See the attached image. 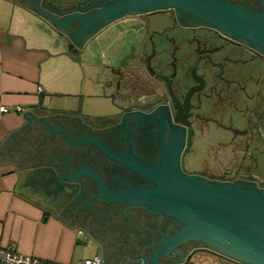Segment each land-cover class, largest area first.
Listing matches in <instances>:
<instances>
[{"label":"flooded vegetation","instance_id":"obj_1","mask_svg":"<svg viewBox=\"0 0 264 264\" xmlns=\"http://www.w3.org/2000/svg\"><path fill=\"white\" fill-rule=\"evenodd\" d=\"M228 1L264 11L261 0ZM185 15L192 20L199 19L193 11L188 9H185ZM110 25H115L121 35L111 47L110 45L103 47L98 43L106 57L104 62L98 57L96 63L105 69V71L103 70L104 74H99L98 79H101L105 86H110L111 91L108 95L117 110L115 113L91 118L87 123L90 126H84L78 130V133L87 134L88 129H91L90 135L98 137L102 132L101 139L106 145L111 144V149H113V142H109L110 138L106 134L104 135L106 130L104 127L109 128L110 126L111 128L113 124L116 127L115 123L122 122L125 112L139 109L144 113H149L160 104H168L172 122L185 126L184 144L179 152V166L183 172L187 175L205 176L207 177L206 181L217 179L231 183L238 178L255 181L257 188H264V51L216 25L205 22H182L177 6L124 14L95 30L92 38L96 40L97 33ZM220 25L226 28L225 25ZM228 29L235 33L239 32L234 28L228 27ZM239 35L246 36L242 32ZM65 119L64 126L68 128L71 136L75 139L76 124L72 119ZM130 119L134 121L131 127L133 130L136 129L135 132H139L141 139L140 142L137 138L135 141H131V144H134L132 149L136 153V147L144 150L139 147V144L144 143L149 135H155L156 132L148 133L142 139V126L148 131L146 123L139 125L134 114L126 118V122ZM69 120L71 122H68ZM154 125L152 124L150 130L157 129ZM95 129H97L96 132ZM119 130L122 135L126 134V130H122L121 126ZM59 133L54 138L50 137V141L46 140L52 151L55 149L62 156L64 153H69L71 160L62 163V166L73 162L72 169L75 171L77 166L79 168L80 164H85L82 156H79L80 152L84 151L88 154V160L91 155L96 159L91 168L101 174L107 186L116 188L119 184L124 188L127 185L126 181L121 183L122 179H115L116 182L111 181L104 166L106 162H109L110 167H112V163L115 167L120 165L115 169L116 177L120 178L119 168L125 167V163L106 154L95 143L84 142L82 149V143L70 144L64 137L65 134ZM155 138L156 136H152V141L155 142ZM55 143L56 145H54ZM58 146L60 149H57ZM118 146L119 152L127 150V145L118 144ZM88 147L91 153L87 151ZM94 147L95 151H93ZM77 150L79 157L75 156ZM98 150H100V156L99 154L95 156L94 153ZM149 154L151 151H148L146 160L150 158ZM193 157H198L196 165L190 163ZM67 158L68 155L60 160L57 157V160L54 161L61 164ZM98 161H101V164L96 166ZM150 162L155 163L156 166L161 164V160H157L156 155ZM52 165L56 168L54 163ZM69 168L70 166H67L62 172L67 173ZM129 171H131L130 175H133L137 170L129 167L125 173V179H127ZM137 176L136 173L133 187L137 185ZM139 176L143 177L140 185L149 184L145 180L150 177L143 176L141 172ZM87 177H89L87 174L80 177L83 179L82 185L86 184V190L83 193L85 196L79 197L78 201L86 197L89 199V189H93L94 185L99 193L97 182L88 181ZM63 179L66 180L65 182L71 183L75 190L72 195H69L72 193L70 190H62L64 196L60 199L55 198L48 205L49 209L56 211L59 216L78 227L82 235L90 234L101 246L104 253L100 255L103 259L105 256L109 257V253H111L110 256L113 260H108L107 264H116L117 257L121 258L119 260L121 264L129 262V258H125L124 261V258L121 257V250H128L124 253L130 256H139L140 253L145 257V263L149 264L151 258L148 257H151L156 249L155 241H152V247L148 246V242L143 245V242L147 241V238L154 239L155 236L160 235V232H150V236L146 238V234L149 235L148 229L154 226L152 223L155 222L157 216L162 217L159 219L161 224H166L165 231L168 236H170V231L178 232L180 227L186 225L184 220L178 221L176 216L171 217L168 223L164 222L163 220L167 219L169 213L164 212L163 209L157 212L153 211V213L146 209L145 213H148L146 216L141 212V206L138 205L126 209V213L138 216L134 222L136 229L131 228L133 233L126 236L127 227H131L133 217L128 216L127 219H124L125 213H120L119 216L116 206L114 208L113 206L116 204L118 209H122L123 206L145 203V201L122 200L121 204L120 200H108L106 203L105 199L93 197L90 203H86V206H92L89 209L93 212L90 213L87 207H83L85 201H72L81 191V180H78V177L76 180L73 178ZM128 182L130 187L131 178L128 179ZM226 184L229 183H220L219 186L218 184L213 185V182L209 183L212 187H222ZM241 184V182H235V187L250 188V186ZM70 201L75 204V207L72 206L71 210H63ZM101 204L105 205V208L101 207ZM78 206L83 209H78ZM104 210H109V215H106L103 228L99 213ZM174 218L175 221H172ZM145 222H150V225ZM120 223H126L127 226L125 224L122 226ZM144 223L145 227L140 230V226ZM176 224L179 227H175ZM123 227L124 232H121ZM113 237L118 238L113 242ZM120 239L124 241L122 246ZM125 239L131 242L126 243ZM160 239L165 241V235L161 234ZM195 240L200 243L205 242L203 237L195 239L191 236L180 241L168 251V253H173L175 249H179L184 252L189 248L183 257L174 264H246L240 258L216 248L219 245L214 242L209 243L216 247L209 244L190 246L195 243ZM109 241L111 243L108 244ZM139 241L140 244H138ZM136 247L140 249L139 252L134 249ZM143 248H149L151 251L143 250ZM178 257L179 252H176L172 257L166 252H162L156 264H172ZM130 259L133 262L129 264H137L136 261H142L141 257H137V259L130 257ZM250 264L254 263L250 261Z\"/></svg>","mask_w":264,"mask_h":264},{"label":"water","instance_id":"obj_2","mask_svg":"<svg viewBox=\"0 0 264 264\" xmlns=\"http://www.w3.org/2000/svg\"><path fill=\"white\" fill-rule=\"evenodd\" d=\"M261 2L264 6V0H261ZM32 3L35 10H37L42 16L51 22L61 33L66 35L71 40L70 45H76V47L85 46V42L92 36L95 30H98L100 27L108 24L109 22L124 14L147 11L157 8H166L169 6H177L178 15L182 22H205L216 25L221 29L238 36L242 40L250 42L264 51V11L251 9L242 4L234 3L228 0H86L83 1L82 5H75L72 7H66L65 5V7L63 6L62 9L52 7V5H46L39 0H32ZM185 9L193 11L196 17H199V19L192 20L191 18H188L185 15ZM220 24L225 25L226 28H223ZM228 27L239 30V32L235 33L230 31ZM240 32L246 34V36L239 35ZM97 48L99 52V58H101L104 62V58L106 56L99 47ZM26 112L33 114V116L36 118L35 122L37 120L44 121L45 129H49V132H52L53 136L55 135V131H61L65 134L64 137L68 139V143H82V149L84 142L90 141L91 144L95 143L97 146H100L101 149L106 152V154H109L113 158L125 163V167H122V169L119 168L120 178L116 177L115 172V169L120 165L115 167L112 163V167H110L109 162L104 163L107 176L111 181L116 182L115 179H122L121 183L124 181L127 182V185L124 188L120 187L119 184L116 186V188H111L107 186L101 174L91 168L93 163L96 161L92 155L90 160H88V154L84 151H81L79 156H82L85 164H80V167L78 168L77 166L75 171H73V162L62 166V163L71 160L69 153H64L62 156L61 153L58 154V151L55 149L53 150L52 156L62 158L68 155V158L65 161H62L61 164L51 161L52 156H49L46 153L49 156V160L48 162L44 161V163L55 164L57 170L60 172L57 176L59 179L73 178L76 180L78 177V180H81V191L77 193L72 201H85L83 207H87V210H90L89 208L92 206H86V203H90L93 197L105 199L106 203L108 200H120V203L122 200L145 201V203H138L135 205H122V209H118L116 204L113 206V208L116 206V211L119 212V216L120 213H125L126 216H124V219H127L128 216L133 217L131 227H127L128 231L126 236L129 235V233H133L131 228H134V222H136V218L138 217L137 215L126 213V209L128 207L140 205L141 212L143 213H145L146 209L152 213L153 211L157 212L158 210L163 209L164 212L169 213L167 219L163 220L164 222L168 223L170 218L174 216L178 218V221L184 220L186 222V225L180 227L178 232L170 231V236H168L166 235L165 231L166 224H161L159 221V219L162 217H156L155 222L152 223L154 226L148 229L149 235L146 234V238L147 236H150V232L154 233L156 231L160 232V235L164 234L166 240L162 241V239H160V235L155 236L154 239L147 238V241L142 239V241H144L143 245L146 244L145 242H148V246L150 247H152V241H155L156 249H154L152 256L148 257L151 258L149 264H156L158 257L162 252H166V254L171 257L176 252H179V257L172 263L174 264L177 260L183 257L184 253L189 248L185 249L184 252H181L179 249H175L173 253H168V251L180 241L191 236L195 237V239L196 237H203L205 242L200 243L199 241L195 240V243L190 244V246L193 244L211 245L209 242H214L218 244L219 247L213 245L211 246L240 258L246 264H250V261L254 264H264V188H257L255 181L239 178L235 179L234 182L231 183L230 181H220L217 179H208V181H206L207 177L205 176L198 174L187 175L185 172H183L179 166V152L184 144L185 126L172 122L168 104H160L149 113H144L139 109L125 112L122 117V122L115 123L116 127H114V124L111 128L110 126L109 128L104 127L106 128L104 135L106 134V136L110 138L108 140L109 142H113V149H111V144L106 145L103 142V139H101V137H103L102 132H100L98 137L90 135V131L92 130L88 128H86L88 129L87 134L78 133V130L84 128L86 125H89L82 121L81 116H78V121L74 122V124H76V138L74 139L71 136L68 128L64 126V121L58 120L61 122V125L57 126L52 124V126H50V123H52L51 119H53L55 115L60 116L66 114L57 113L50 116H40L31 111ZM132 114H134L135 120L139 125L146 123L148 131H146L145 127L142 126V139H144L146 134L156 132L155 135H149L145 139L144 143L139 144V147L144 148V150L137 149L136 147V153L132 149V145L134 144H131V141H135L137 138L140 142V134L138 131L135 132L136 129L133 130V127H131L132 123H134L133 119H130L126 122V118L131 117ZM66 116L70 117V115ZM74 117H76V115H73V118ZM68 122L71 121L69 120ZM26 124L22 126L21 130H23V127L26 126ZM152 124H155L154 126H156L157 129L150 130ZM29 126L31 128V125ZM120 126L122 130H126V134L122 135L121 131L119 130ZM96 130L97 129H95V132ZM14 132L16 131H13V134ZM46 136L53 137L46 134L44 135V141L41 142H44L47 146H50V144L47 143L45 139ZM152 136H156L155 142L152 141ZM21 138L24 139L25 137L22 136ZM29 138L31 142V135ZM52 140L56 141L55 139ZM15 141L16 140H14V142ZM34 141L37 142V139ZM41 142H38V145L36 146L39 147V149V144ZM26 143L28 142H25V145ZM118 144L121 146L127 145V150L125 152H119ZM54 145H56V143ZM54 145L52 146L54 147ZM59 146L57 149H60ZM6 148L12 149L15 147H10L8 144V147ZM70 150L72 151V148ZM87 151L91 153L89 147L87 148ZM93 151H95V147ZM148 151H151V154H149L150 158L146 160L145 157L147 156ZM0 152H2L1 149ZM8 153H11V151L9 150ZM40 153L42 155V152ZM77 153L78 150L75 152V156L79 157ZM97 154L100 156V150L94 153L95 156ZM154 155H156L157 160H161V164L159 166H156L155 163L150 162ZM32 156L33 155L29 156V158H32ZM24 158L25 156L23 154L22 160ZM41 159L42 158H40V162L35 161L32 164L30 162L25 165L43 163L41 162ZM100 164L101 161H98L96 166ZM67 166H70L68 172H62V170H64V168ZM129 167L137 171H135L133 175H130L131 171H129L127 179H125V173ZM140 172L143 176L150 177V179L145 180L146 182H149L148 185H140V181L143 180V177L139 176ZM136 173L138 174V181L137 185L133 187L136 180ZM84 174L89 175L86 180L97 182L99 193H97L94 185L92 186L93 189H89L90 198L87 199L86 197L85 199L78 201L79 197L85 196L83 193H85L86 184L82 185L83 179H80V177ZM129 178H131L132 181L130 187L128 182ZM210 182H213V185L218 184V186L220 183L225 182H228L229 184L223 185L222 187H212L209 185ZM235 182H241L242 186H250V188H240L239 186L236 188ZM72 201L68 202L63 210H71L72 206L75 207V204L71 203ZM83 207L78 206V209H83ZM101 207L105 208V205L101 204ZM92 212L93 211L90 210V213ZM145 214L148 216V213ZM99 215V219L102 220L101 224L103 227V222L106 219V215H109V210H104L103 212L99 213ZM139 216L141 215L139 214ZM172 221H175V218ZM145 223L150 225V222ZM145 223L140 226V230L145 227ZM123 224L126 225V223ZM123 224L121 225L123 226ZM175 227L179 226L176 224ZM120 231L124 232V227L123 230ZM139 233L138 237L140 240ZM118 237H113V242ZM125 240L126 243L131 242L128 241V239ZM123 242L124 241L120 239L121 246L123 245ZM109 243L111 242L109 241L108 244ZM138 244H140V241ZM134 249L138 252L140 250L138 247ZM144 249L151 251L149 248H143V250ZM124 251L128 250H121V257L124 258V261L125 258H129V262L125 264L133 262L130 257L134 259L141 257L142 261H136L137 264H146L145 257L140 253L139 256H130L125 254ZM110 254L111 253H109V257L105 256V259L101 260L102 264H107L108 260H113ZM117 260L118 262L116 264H121L119 263L121 258L118 259L117 257Z\"/></svg>","mask_w":264,"mask_h":264},{"label":"crops","instance_id":"obj_3","mask_svg":"<svg viewBox=\"0 0 264 264\" xmlns=\"http://www.w3.org/2000/svg\"><path fill=\"white\" fill-rule=\"evenodd\" d=\"M39 1L62 9L65 5H82L86 0ZM70 42L35 10L32 0H0V243L13 244L20 251L35 254L51 264L76 261L79 228L48 207L55 198L64 196L62 190L68 189L72 195L75 189L57 177L60 172L52 163H44L53 151L41 141L44 135L53 136V133L45 129L44 121L35 122L33 114L26 111L40 116L70 115H55L56 120L51 119L50 126L61 125L58 120L65 118L77 122L78 116L89 123L98 116L83 108L84 95L74 83L78 80L72 78L82 69L81 80L89 78L91 60L86 61V53L89 54ZM3 104L21 108L3 111ZM59 132L55 131L51 138ZM51 138L45 137L48 141ZM38 142L40 149L36 147ZM8 144L15 148H6ZM40 158L43 163L25 165L40 162ZM54 160L57 156H52L51 161Z\"/></svg>","mask_w":264,"mask_h":264},{"label":"rangeland","instance_id":"obj_4","mask_svg":"<svg viewBox=\"0 0 264 264\" xmlns=\"http://www.w3.org/2000/svg\"><path fill=\"white\" fill-rule=\"evenodd\" d=\"M95 38L96 40H89L86 46L81 47L82 51L86 50L89 56L86 53V61L91 60V67L89 68V78L85 80H81L83 77L82 69L79 73H75L72 78L78 80L76 83V87L82 91L84 109L86 111H90L95 115H105L115 113L117 108L114 102L109 97L108 93H110V86H105L104 82L99 78V74L103 75L105 69L99 66L96 62H94V58L97 60L99 57L98 48L99 44L103 47L105 45H110V47L117 41L118 37L121 35L115 25H110L106 29L97 33ZM99 43V44H98ZM94 44V45H93ZM100 48V47H99ZM95 49V50H94ZM97 49V50H96ZM94 62V63H93ZM97 64V65H96ZM104 70V71H103ZM81 81V82H80ZM88 93H92V95H86ZM191 164L196 165L198 163V157H193L191 159ZM76 248V256L75 260L85 259L88 257H95L97 255L103 254L101 250V246L98 242L88 233L84 235H80V241L77 243Z\"/></svg>","mask_w":264,"mask_h":264},{"label":"built area","instance_id":"obj_5","mask_svg":"<svg viewBox=\"0 0 264 264\" xmlns=\"http://www.w3.org/2000/svg\"><path fill=\"white\" fill-rule=\"evenodd\" d=\"M12 108L20 109L21 106H9L3 104L1 109L3 111H8ZM103 258L101 255L95 257H88L85 259H79L75 262L68 264H102L101 260ZM0 264H51L47 260L31 253L22 252L17 249L13 244H1L0 243ZM106 264V263H103Z\"/></svg>","mask_w":264,"mask_h":264}]
</instances>
